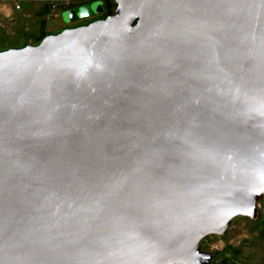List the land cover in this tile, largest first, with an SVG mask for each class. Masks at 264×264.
<instances>
[{
    "label": "water",
    "instance_id": "obj_1",
    "mask_svg": "<svg viewBox=\"0 0 264 264\" xmlns=\"http://www.w3.org/2000/svg\"><path fill=\"white\" fill-rule=\"evenodd\" d=\"M113 1L0 50V264H210L258 217L264 0Z\"/></svg>",
    "mask_w": 264,
    "mask_h": 264
},
{
    "label": "rangeland",
    "instance_id": "obj_2",
    "mask_svg": "<svg viewBox=\"0 0 264 264\" xmlns=\"http://www.w3.org/2000/svg\"><path fill=\"white\" fill-rule=\"evenodd\" d=\"M91 3H102L103 0H91ZM114 2V1H113ZM44 5L49 9L44 16V29L49 33H57L63 26L69 24L65 20L67 12L75 9L66 7L67 3L55 1V10L48 3L30 1L23 2L20 10H16L11 1L0 2V50L12 46H23L25 44H37L41 39L39 26L41 16L39 10ZM61 9V11H59ZM26 32V35L24 34ZM264 196L258 203V217L250 218L237 215L225 234H209L202 238L203 250L215 253L221 252L220 256L212 260L213 264H220L222 259L234 264H264Z\"/></svg>",
    "mask_w": 264,
    "mask_h": 264
},
{
    "label": "flooded vegetation",
    "instance_id": "obj_3",
    "mask_svg": "<svg viewBox=\"0 0 264 264\" xmlns=\"http://www.w3.org/2000/svg\"><path fill=\"white\" fill-rule=\"evenodd\" d=\"M92 2L91 0H70L67 5L61 9H64L66 7H71V8H74L75 6H80V5H83V4H86V3H90ZM116 6V4H115ZM114 7H112L111 11L108 12V10L104 7H102L101 11L99 12H93L91 14V16L89 17H82V18H77L76 20L72 21V22H69V24H66L63 26V28L65 27H74V26H78V25H84V24H87L91 21H94L96 19H101V18H104L105 16H107L108 14H112L113 11H114ZM61 9L59 11H61Z\"/></svg>",
    "mask_w": 264,
    "mask_h": 264
},
{
    "label": "trees",
    "instance_id": "obj_4",
    "mask_svg": "<svg viewBox=\"0 0 264 264\" xmlns=\"http://www.w3.org/2000/svg\"><path fill=\"white\" fill-rule=\"evenodd\" d=\"M103 2H104L103 3L104 4L103 7L106 8L108 10V12L111 11L112 7L115 6V3L113 2V0H103ZM48 9H49L48 5H44L38 11L40 16H41V21H40L41 23H40V26H39V29H38L39 34L37 35V37L38 36L40 37L39 39H42L45 35L48 34V32L45 31V29H44V21H45L44 16H45L46 12L48 11ZM24 34L26 35V32H24ZM263 223H264V220H263ZM213 254H214V258L216 257V259H217L220 256V254H222V253L216 251ZM210 264H213V263L211 262ZM220 264H234V263L233 262H228L227 258L224 257Z\"/></svg>",
    "mask_w": 264,
    "mask_h": 264
},
{
    "label": "built area",
    "instance_id": "obj_5",
    "mask_svg": "<svg viewBox=\"0 0 264 264\" xmlns=\"http://www.w3.org/2000/svg\"><path fill=\"white\" fill-rule=\"evenodd\" d=\"M1 1H8V2L11 1V2H13L14 3V7H15L16 10H20L21 9L23 2H30V1H38V2L48 3L50 5L51 9L55 10L56 9L55 8L56 5H54V2L55 1H59V0H0V2ZM60 1L68 3L70 0H60Z\"/></svg>",
    "mask_w": 264,
    "mask_h": 264
}]
</instances>
